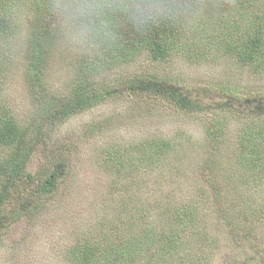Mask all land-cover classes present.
<instances>
[{
	"label": "rangeland",
	"instance_id": "obj_1",
	"mask_svg": "<svg viewBox=\"0 0 264 264\" xmlns=\"http://www.w3.org/2000/svg\"><path fill=\"white\" fill-rule=\"evenodd\" d=\"M165 1L178 15L183 13L179 0ZM82 2L90 11L76 23L88 30L87 38L72 36L62 21L44 68L47 83L61 93L78 84L75 69L84 62V43L94 47L89 40L94 18L111 6L109 0ZM25 30L26 23L18 20V31L8 45L0 38V53L4 50L0 104L10 109L20 126L32 119L35 110L29 79L24 77ZM93 53L94 48L90 56ZM210 53L202 59L175 53L157 61L142 54L133 63L101 68L91 76L93 85L102 86L146 72L175 88L189 89L203 103L221 99L224 106L226 100L237 104L231 105L234 110L216 113L183 110L154 95L118 94L56 124L48 143L65 145L67 155L54 200L32 218L7 226L0 237V264H83L79 249L84 240L106 247L108 238L134 233L136 224L129 230V223L116 222L136 209L148 217L141 225L157 231L164 230L172 211L197 209L194 221L181 230L170 264H233L232 259L238 264H264V152L258 164L243 159L245 144L239 135L248 125L264 128V117L258 119L254 115L258 112L244 102L264 96V63L237 66L223 51ZM152 140L166 141L170 150L149 157ZM6 153V147L0 148V161ZM40 158L35 151L28 167L35 169ZM123 196L127 206L121 203ZM149 251H142L130 264L146 258ZM192 255L197 263L184 260Z\"/></svg>",
	"mask_w": 264,
	"mask_h": 264
},
{
	"label": "trees",
	"instance_id": "obj_2",
	"mask_svg": "<svg viewBox=\"0 0 264 264\" xmlns=\"http://www.w3.org/2000/svg\"><path fill=\"white\" fill-rule=\"evenodd\" d=\"M121 1L117 4L116 0H109L111 6L106 7V13L94 18L89 32V40L94 47L84 43V62H79L75 69L78 84L74 89L61 93L47 83L44 71L63 21L52 7L53 0H0L2 42H9V38L17 33L18 20L26 23L22 53L26 68L24 77L29 79L28 91L31 104L35 107L32 119L20 126L10 109L4 103L0 104V148H7L0 161V237L7 226L19 219L32 218L54 200L61 176V162L66 158L67 151L63 144H49V133L67 117L118 94L154 95L183 110L210 109L216 113L223 109L234 110L230 107L237 104V101L226 100L224 106L221 99L203 103L199 95H193L189 89L175 88L172 83L156 79L146 72L131 73L124 79L121 76L102 86L93 85L90 78L101 68L111 69L133 63L142 54L157 61L175 53L186 59H202L209 52L210 56H215L220 51L232 57L237 66L264 63V0H179V11L183 10L180 15L174 12L173 4L161 0L170 11L144 25L133 21L125 10L127 0ZM90 4L97 2L90 1ZM192 13L194 16L190 15ZM116 17H122V20H115ZM193 36V41H190ZM77 45L80 50V44ZM93 48L94 53L90 56ZM3 54L2 49L0 56ZM73 63L70 62L71 65ZM244 102L248 108L258 112L254 114L259 115L258 119L264 117V96L258 100L245 98ZM263 129L262 126L248 125L239 134L245 144L242 147L246 152L243 159L259 162L264 152L261 148ZM149 142V157L157 158L161 150H170L164 140ZM35 151L40 155L41 162L32 170L28 163ZM121 203L127 206L124 196ZM196 211H172L173 215L168 217L170 222L162 225L163 231L142 226V221L148 217L138 209L132 213L129 211L130 215L116 223H129V230L136 224L135 232L130 230L116 234L110 240L108 238L106 247L84 240L79 249L83 264H98L102 258L103 264H130L147 249H150L147 257L134 264H170L181 230L194 221ZM197 259L192 255L184 260L197 263ZM232 260L233 264L239 262Z\"/></svg>",
	"mask_w": 264,
	"mask_h": 264
},
{
	"label": "clouds",
	"instance_id": "obj_3",
	"mask_svg": "<svg viewBox=\"0 0 264 264\" xmlns=\"http://www.w3.org/2000/svg\"><path fill=\"white\" fill-rule=\"evenodd\" d=\"M53 9L62 18L72 36L77 39H86L88 30L78 26L77 21L87 15L90 7L82 0H53ZM125 10L137 25L147 24L149 21L164 15L170 9L161 0H131Z\"/></svg>",
	"mask_w": 264,
	"mask_h": 264
}]
</instances>
